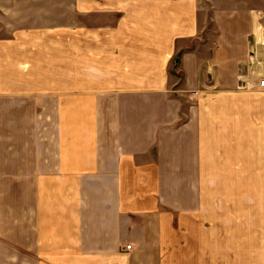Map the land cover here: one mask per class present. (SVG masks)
Here are the masks:
<instances>
[{
  "label": "crops",
  "instance_id": "1",
  "mask_svg": "<svg viewBox=\"0 0 264 264\" xmlns=\"http://www.w3.org/2000/svg\"><path fill=\"white\" fill-rule=\"evenodd\" d=\"M20 1L43 2L0 0V264H199L202 180L264 163V0H74L64 28Z\"/></svg>",
  "mask_w": 264,
  "mask_h": 264
},
{
  "label": "rangeland",
  "instance_id": "2",
  "mask_svg": "<svg viewBox=\"0 0 264 264\" xmlns=\"http://www.w3.org/2000/svg\"><path fill=\"white\" fill-rule=\"evenodd\" d=\"M16 6L29 9L33 6L41 11V14L31 16L38 18L33 20L34 23L42 22L46 27L70 26L80 18L81 12V9H75L74 0H43L37 5L20 1ZM5 20L0 19V25ZM262 32V36L260 33L252 36V47L247 56L251 72L243 79L245 81L242 80V85L248 90H254L252 84L264 75V29ZM261 38L263 43H259ZM45 69L49 70L48 67ZM49 74L40 78H52ZM37 84L41 83L33 85ZM209 174L213 177L202 180L203 200L189 226L183 228L184 234L197 239L196 243L195 240L189 243L190 256L195 250L199 264H264V163L254 160L238 172L214 170Z\"/></svg>",
  "mask_w": 264,
  "mask_h": 264
},
{
  "label": "built area",
  "instance_id": "3",
  "mask_svg": "<svg viewBox=\"0 0 264 264\" xmlns=\"http://www.w3.org/2000/svg\"><path fill=\"white\" fill-rule=\"evenodd\" d=\"M260 80L258 81V87L261 90H264V75L263 76H259ZM126 250H130V246H127L125 248Z\"/></svg>",
  "mask_w": 264,
  "mask_h": 264
}]
</instances>
